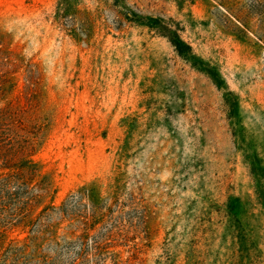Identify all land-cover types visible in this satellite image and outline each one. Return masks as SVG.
I'll return each instance as SVG.
<instances>
[{"label": "rangeland", "instance_id": "374dc122", "mask_svg": "<svg viewBox=\"0 0 264 264\" xmlns=\"http://www.w3.org/2000/svg\"><path fill=\"white\" fill-rule=\"evenodd\" d=\"M9 175L0 264H264V0H0Z\"/></svg>", "mask_w": 264, "mask_h": 264}, {"label": "trees", "instance_id": "16d2710c", "mask_svg": "<svg viewBox=\"0 0 264 264\" xmlns=\"http://www.w3.org/2000/svg\"><path fill=\"white\" fill-rule=\"evenodd\" d=\"M10 185L15 186L16 188H22V190H26V192H29L27 184L24 181L20 180V178L15 176V175H9L7 177H3L0 179V192H2L5 187H9ZM30 200H32V196L27 197L24 200H21L19 202L20 203L19 206L16 207V212H15L14 216H16L17 218L23 216L24 210H27L30 206V204H29ZM0 208H4L2 202H0ZM49 210H51V208L44 207L40 211V214L36 218V220L32 221V224H33V226L35 225L36 230H39L43 226H45L44 220L46 218H48V216H50V214H51V212H49ZM30 220H31V218H30ZM83 225H84V227H87V225H88L87 220H84ZM31 240H33V237ZM4 243L5 242L3 240H0V258H4V260H6V259H12V260L18 259V258H20L19 255L22 252H24L25 249L30 247V243H27V242H24L20 246H16V247L9 246L10 243H7L6 245Z\"/></svg>", "mask_w": 264, "mask_h": 264}]
</instances>
